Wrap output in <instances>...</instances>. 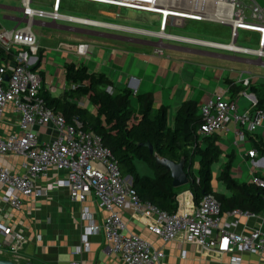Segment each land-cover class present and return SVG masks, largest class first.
Masks as SVG:
<instances>
[{"label": "crops", "instance_id": "obj_1", "mask_svg": "<svg viewBox=\"0 0 264 264\" xmlns=\"http://www.w3.org/2000/svg\"><path fill=\"white\" fill-rule=\"evenodd\" d=\"M52 1L32 0L31 5L48 9ZM240 1L246 6L244 11L246 21L254 25L239 28L243 32L240 37L238 32L235 44L255 49L261 38V31L250 19L249 6L254 2L264 11V0ZM78 2L60 0L61 11L128 26L157 29L159 18L157 14L144 13L130 16L117 8H97L94 11L92 6L86 8ZM114 11H119L122 18H114L111 15ZM85 12L90 14H83ZM23 18L20 0H0V29L22 26ZM178 27L182 28L177 32L175 28ZM32 29L38 44L37 60L32 68L42 78V90L48 91L52 97H61L69 87L65 80L64 68L71 62L84 63L90 72L105 74L111 82L113 93L124 89L131 90L130 78H136L137 89L132 95L137 101L138 96L150 94L155 109L166 108L168 126L173 125L175 113L183 102H197L199 113L200 105L206 100L215 95H222L226 99L235 101L241 111L255 107L257 98L256 93L252 91L253 87H258L261 95L264 90V58L252 54L173 40H164L161 45L162 54H158L154 51L158 42L156 38L45 18H35ZM167 31L174 34L177 32L189 38L230 42L229 26L217 22L185 19L181 26L169 25ZM82 42L88 44L85 54L76 51V46ZM20 50L29 53L25 47H21ZM12 60L13 55L5 52L0 63ZM244 80H247V84H244ZM231 86L239 87L236 93L231 92ZM57 90L61 91L60 94L54 95ZM78 102L83 104L84 100L80 99ZM136 103L137 106L132 107L134 111L139 107L138 101ZM11 132H18V128L15 117L8 110L0 123V134ZM212 135L218 138L216 143L221 149L220 156L224 155L223 160L215 168L214 164L218 160L211 165V186L214 191L226 196L231 194L221 181H216L213 177L218 176L222 165L231 154L233 155L231 175L235 179L243 182L251 181L253 174L264 176V169L262 170L264 154L253 147L255 141L264 143V123L253 133H249L238 147L233 145L234 126L231 124L228 125V130L218 131ZM51 136L53 130L50 126L38 130L39 140H46ZM252 149L259 155L258 157H249L246 154ZM26 161L24 157L16 154L0 155V167H8L17 174L25 172ZM198 161L199 157H195L194 174L197 173ZM241 169H246V174ZM62 176V172L51 168L45 177L35 181V187H42L47 182ZM175 188L178 192L176 211H191L195 204L188 183ZM2 190L0 186V221L21 232L27 241L17 253L11 252L6 245L1 246L0 260L21 263L29 261L36 264H124L111 252L102 233H87L88 226L92 223L100 226L105 215V212L97 207L94 199L73 202L69 198L68 190L61 187L48 190L43 196H22L21 208L14 209L1 199ZM122 218L130 232L140 235L153 247L164 252L163 264H233L230 263L229 254L219 253L214 249L187 242L180 244V248L178 244L182 242L181 236L175 241L163 243L146 230L145 219L131 217L128 212L122 213ZM235 219H238V224L236 227H230V230L248 233L258 229L264 232V211L252 213L251 216H231L228 212L221 215V223ZM86 234L88 248L82 244ZM78 246L82 248L76 253ZM240 256L241 262L238 264H264L263 255L241 253Z\"/></svg>", "mask_w": 264, "mask_h": 264}, {"label": "built area", "instance_id": "obj_2", "mask_svg": "<svg viewBox=\"0 0 264 264\" xmlns=\"http://www.w3.org/2000/svg\"><path fill=\"white\" fill-rule=\"evenodd\" d=\"M104 4L117 9H129L159 16L157 29L139 28L111 21L93 19L63 13L60 0H53L48 9L33 7L32 0H20L24 25L12 29H0V47L13 55L11 62L0 63V123L6 111L15 117L18 132L0 134V155L16 154L24 157L25 172L17 174L8 167H0L1 199L14 209L22 206L21 197L43 196L48 190L65 187L73 202L94 199L97 207L105 212L100 226L90 224L87 233H102L112 253L124 264H163L164 252L149 241L128 230L122 213L145 219V228L163 243L175 241L214 249L230 255V263L241 262V253L264 256V232L255 229L248 233L230 230L238 219L221 223L220 202L213 193L204 194L189 212H167L157 205L142 201L131 185L122 177L111 150L104 146L99 136L84 129L83 122L76 116L67 120L63 114L52 110L41 96L42 78L32 68L37 60L38 44L32 25L35 18L52 21L62 20L82 26H95L116 31L129 32L158 40L154 51L162 54L164 40H173L220 48L233 52L247 53L264 58V11L252 2L249 6L250 19L261 31L258 47L248 48L235 44L239 28L251 27L246 21V6L240 0H84ZM122 18L119 11L111 14ZM185 19L210 21L228 25L229 43L189 38L167 31L169 25L181 26ZM21 47L27 48L20 50ZM88 44L79 43L76 51L85 54ZM14 50V51H13ZM16 52V53H15ZM32 61V62H31ZM247 84V80H244ZM129 87L136 93L137 79L130 78ZM113 93L110 85L106 87ZM82 104V102H78ZM202 123L197 131L200 138L234 126L233 145L238 147L249 133L264 123V110L257 107L239 110L237 103L222 95H215L199 107ZM50 126L53 136L39 140L38 130ZM258 157L254 149L246 153ZM62 172L42 187L35 181L45 177L49 169ZM251 182L264 187V179L253 174ZM231 216H251L240 209L228 212ZM26 237L11 226L0 221V247L6 245L17 253L26 243ZM82 244L88 248L87 234ZM78 246L76 253L80 252Z\"/></svg>", "mask_w": 264, "mask_h": 264}, {"label": "trees", "instance_id": "obj_3", "mask_svg": "<svg viewBox=\"0 0 264 264\" xmlns=\"http://www.w3.org/2000/svg\"><path fill=\"white\" fill-rule=\"evenodd\" d=\"M5 51L0 47V60ZM64 76L69 87L61 97H52L42 90L41 96L52 110L64 115L67 120L78 117L84 129L94 132L104 146L108 147L120 169L122 177L132 178L131 187L142 201H149L167 212H176L178 194L172 185L170 172L160 163L156 156L178 162L184 160V170L189 177V190L195 205L204 194L213 193L220 202V213L234 209L260 213L264 211V187L251 181L240 182L231 175L233 155H229L217 176L231 193L226 196L212 189V163L218 160L221 149L216 143L217 136L200 138L197 131L202 123L198 113L197 102H183L177 109L172 126L167 123L165 107L155 109L150 94L137 97V111L131 106L132 92L124 89L118 93L106 90L111 82L103 73L90 72L84 63H68ZM238 86H231L236 93ZM256 93L255 107L264 110V90L253 87ZM80 99L89 102L93 110ZM152 145L153 154L148 146ZM202 143L204 146L202 147ZM253 147L264 154V143L255 141ZM195 157H199L197 173L193 172ZM135 159L146 160L153 168L152 176H140L136 171ZM188 169V170H187ZM264 179V176H260Z\"/></svg>", "mask_w": 264, "mask_h": 264}, {"label": "rangeland", "instance_id": "obj_4", "mask_svg": "<svg viewBox=\"0 0 264 264\" xmlns=\"http://www.w3.org/2000/svg\"><path fill=\"white\" fill-rule=\"evenodd\" d=\"M76 1H79L78 3H80L81 2V4H83L82 6L83 7H86V8H88V7H91L92 6V8H93V10L95 11V10H97V8H109V9H113V8H115V7H111V6H107V5H104V4H98V3H93V2H88V1H84V0H76ZM121 11L122 12H124V13H127V14H129L130 16H132V15H136V14H144V12H139V11H135V10H129V9H121ZM95 13V12H94ZM81 14V13H80ZM83 14H86V15H89L90 13H87V12H85V13H83ZM149 14V13H148ZM82 16H84V15H82ZM87 17V16H86ZM158 26V25H157ZM182 27H178V28H175V30L178 32V31H180V29H181ZM177 32H175L176 34H179V35H182V34H180V33H177ZM238 32H239V37L242 35V30L240 29V30H238ZM238 43H239V41H238ZM240 44V43H239ZM241 45V44H240ZM60 90H57L55 93H53L54 95H59L60 94ZM130 102H131V106L132 107H135V106H137V101H136V99L134 98V96L132 95L131 96V100H130ZM84 104H85V101H84ZM88 108H89V110H90V108H92L93 109V107L91 106V104H89V102L88 101H86V104H85ZM91 109V110H92ZM223 158H224V155L222 154L220 157H219V159H218V161H217V163L216 164H214V168L218 165V164H220V162L223 160ZM135 166H136V171H137V173L140 175V176H152L153 175V168L150 166V164L146 161V160H143V159H135ZM264 168H262V170H263ZM242 170V169H241ZM242 172L244 173V174H246V169H244V170H242ZM214 177V180H216L217 181V176L216 175H214L213 176ZM127 181V180H126Z\"/></svg>", "mask_w": 264, "mask_h": 264}, {"label": "water", "instance_id": "obj_5", "mask_svg": "<svg viewBox=\"0 0 264 264\" xmlns=\"http://www.w3.org/2000/svg\"><path fill=\"white\" fill-rule=\"evenodd\" d=\"M143 145L148 146L149 152L153 154V148L151 144L144 143ZM156 162L163 165L170 172V175L172 177L173 187H179L189 182L187 171L184 170V160L183 159L179 160L178 162H174L169 159H165V158L161 159V158L156 157ZM125 178L128 180L129 184L131 185L132 184L131 177L127 175ZM0 264H36V263L29 262V261L25 263H21V262H14V261H8V260H0Z\"/></svg>", "mask_w": 264, "mask_h": 264}]
</instances>
